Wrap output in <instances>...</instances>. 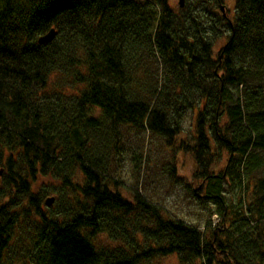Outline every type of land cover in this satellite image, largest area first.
Segmentation results:
<instances>
[{"label": "trees", "instance_id": "16d2710c", "mask_svg": "<svg viewBox=\"0 0 264 264\" xmlns=\"http://www.w3.org/2000/svg\"><path fill=\"white\" fill-rule=\"evenodd\" d=\"M50 29L53 42L38 44ZM190 111L194 144L179 150L196 165L192 197L220 218L204 232L140 194L127 200L110 176L122 130L170 147ZM257 151L264 0H186L177 11L167 0H0V264L9 251L11 264H152L175 254L181 264H264ZM259 171L229 213L221 183ZM41 179L50 190H35ZM49 191L53 209L41 204Z\"/></svg>", "mask_w": 264, "mask_h": 264}, {"label": "rangeland", "instance_id": "374dc122", "mask_svg": "<svg viewBox=\"0 0 264 264\" xmlns=\"http://www.w3.org/2000/svg\"><path fill=\"white\" fill-rule=\"evenodd\" d=\"M136 3H142L144 0H132ZM180 0H167L170 7L177 11L180 9ZM185 6L186 0H182ZM222 11L225 15H232L233 2L223 1L221 3ZM181 134L168 147L165 141L156 137L149 132L135 131L126 129L121 131L122 138L116 145V149L110 151L111 171L110 176L119 181V190L127 199L135 193L140 194L143 200L158 207L166 217L181 220L193 227H198L202 232L209 225L216 228L220 218L215 214L217 207L212 202H199L192 197V192L197 187L196 180L193 179V173L196 170L193 158L190 154L183 153L179 150L181 140L183 143L192 147L194 135V114L188 112L182 121ZM255 157H263L264 152H254ZM227 155L224 154L218 164L214 166V172L223 171L226 166ZM259 171L254 175L243 174L237 180H226L222 185V196L228 204L229 213L239 212L241 204L246 202L249 189L256 180L262 176ZM39 185L35 187L40 191L42 187L49 188V180L41 179ZM50 193V191H49ZM48 198H54L55 194H47L42 200V207L45 209L55 208V203L51 207L44 204ZM248 234L253 228L252 224L246 226ZM210 230V229H209ZM108 241L105 238H98L97 245L108 247ZM117 246V244H112ZM13 252L9 251L6 255L8 263L11 264ZM19 264V263H14ZM152 264H181L179 256L172 255L164 258H156ZM195 264H199L198 261Z\"/></svg>", "mask_w": 264, "mask_h": 264}, {"label": "water", "instance_id": "95a60500", "mask_svg": "<svg viewBox=\"0 0 264 264\" xmlns=\"http://www.w3.org/2000/svg\"><path fill=\"white\" fill-rule=\"evenodd\" d=\"M179 2H180L179 7L183 8L182 0H180ZM220 10L222 11V7H220ZM56 34H57V31L50 29L45 35H43L37 39L38 44L46 45V44L53 42V40L56 37ZM53 201H54V198H48L45 200L44 204H46L47 207H51Z\"/></svg>", "mask_w": 264, "mask_h": 264}]
</instances>
